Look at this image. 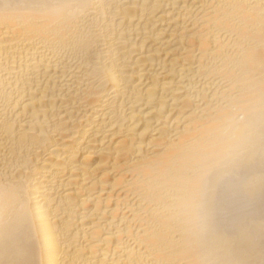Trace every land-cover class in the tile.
Segmentation results:
<instances>
[{"label":"bare ground","instance_id":"6f19581e","mask_svg":"<svg viewBox=\"0 0 264 264\" xmlns=\"http://www.w3.org/2000/svg\"><path fill=\"white\" fill-rule=\"evenodd\" d=\"M0 264H264V0H0Z\"/></svg>","mask_w":264,"mask_h":264}]
</instances>
